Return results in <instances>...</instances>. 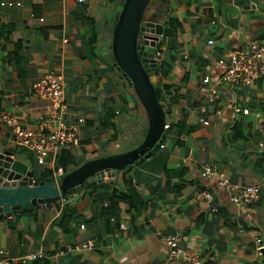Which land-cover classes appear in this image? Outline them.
<instances>
[{"label": "crops", "instance_id": "crops-1", "mask_svg": "<svg viewBox=\"0 0 264 264\" xmlns=\"http://www.w3.org/2000/svg\"><path fill=\"white\" fill-rule=\"evenodd\" d=\"M124 1L0 0V23L13 26L9 42L0 39V151L11 153L15 167L25 166L35 179L44 173L55 179L62 169L58 181L89 160L125 152L144 140L147 111L114 67L112 52L106 54L101 45L110 46L116 7ZM149 12L164 26L155 71L156 90L167 102L163 143L138 163L89 177L75 201L61 197L50 206L0 217V258L39 251L44 257L34 264H186L164 242L178 233L179 246L199 254L204 264H264V247L259 249L264 245V82H219L224 69L219 61L228 51L264 39V0H153ZM50 72L63 75L65 117L78 123L81 142L40 160L17 144L3 114L30 127L46 118L53 105L37 96L33 85ZM208 74L211 82L205 84ZM211 85L219 91L213 103L206 97ZM237 106L251 113H238ZM200 116L210 125L199 123ZM64 149L79 166L61 167ZM210 165L213 172L203 176ZM224 176L259 186V197L232 202L221 184ZM91 184L97 185L93 192ZM129 186L137 197L117 195ZM203 190L212 192L211 202ZM67 203L88 216L72 225L75 235L68 240L55 227ZM102 208L109 210L101 215Z\"/></svg>", "mask_w": 264, "mask_h": 264}, {"label": "water", "instance_id": "water-1", "mask_svg": "<svg viewBox=\"0 0 264 264\" xmlns=\"http://www.w3.org/2000/svg\"><path fill=\"white\" fill-rule=\"evenodd\" d=\"M152 3L153 0H125L118 5L112 42L110 46L106 42L101 44L106 54L112 52L114 67L122 72L147 111L149 127L144 140L125 152L89 160L58 181L35 179L31 170L15 167L11 153L0 151V217L33 210L37 204L50 206L61 197L71 196L75 201L89 177L138 163L163 143L167 118L157 96L154 55L161 46L164 26L151 18Z\"/></svg>", "mask_w": 264, "mask_h": 264}, {"label": "built area", "instance_id": "built-area-1", "mask_svg": "<svg viewBox=\"0 0 264 264\" xmlns=\"http://www.w3.org/2000/svg\"><path fill=\"white\" fill-rule=\"evenodd\" d=\"M78 1L85 2V0ZM14 3L13 1L2 2V4L8 5H13ZM17 4L20 5L21 2H17ZM163 36V34L160 35L161 39ZM161 57L162 50L157 48L154 55L157 63L160 62ZM219 63L224 67L219 77V82L222 84L246 86L260 78L264 82V39L258 43L228 51ZM203 82L209 84L211 76L209 74L206 75ZM33 91L40 98L49 99L53 109L46 118L38 121L32 127L22 125L15 116L5 112L3 120L12 127L17 144L30 150L40 160L47 158L48 154L53 151L77 146L81 142L79 125L75 122H69L65 117L66 104L63 75L55 72L44 74L34 83ZM206 97L210 102H215L219 97L218 88L211 85L207 90ZM236 112L249 114L251 110L247 107L241 108L237 106ZM259 115L260 112L257 113V116ZM198 121L204 126L210 125V121L205 116H200ZM168 127L169 124H166L165 128ZM213 170L214 167L212 165L207 166L202 174L203 176H208ZM60 175H63L62 169L55 173V179L57 180ZM221 184L228 192L229 199L239 204L252 203L261 193L259 186L234 182L226 176L222 178ZM201 195L208 202H211L214 198L212 192L208 190H203ZM62 201L66 202V199L63 198ZM218 210L217 206H213L212 211L216 212ZM179 239L180 235L178 233L164 237V242L170 248L172 256L181 259L186 264H204L199 254L179 246ZM258 241L261 242V239H258ZM263 247L264 245L260 244L259 249ZM42 257H44V254L39 251L18 258L4 256L0 258V264H34L36 260ZM49 264L59 263L50 262Z\"/></svg>", "mask_w": 264, "mask_h": 264}, {"label": "trees", "instance_id": "trees-1", "mask_svg": "<svg viewBox=\"0 0 264 264\" xmlns=\"http://www.w3.org/2000/svg\"><path fill=\"white\" fill-rule=\"evenodd\" d=\"M151 8V7H150ZM158 19V18H157ZM161 18L159 17V20ZM174 21V19H170V24H172ZM177 27V26H176ZM175 28V27H174ZM13 32V26L12 25H8V24H3L0 23V39H4L6 43L9 42L10 40V34ZM6 43L3 44V47L1 49L2 54L6 55L8 53V50L6 49ZM163 71L162 74L164 76L167 75L168 72V68L165 66V64L163 65ZM157 96L159 99V102L161 103V105L163 107H166L167 102L165 101L164 97L162 98L161 96V90L157 89ZM3 105H4V98H3V92H0V110L3 109ZM73 164L74 167H77L80 165V163H78L76 161V159L74 158L73 154L71 153V150L68 149H64L62 151V155L60 158V165L62 168H64L66 171L68 170V167ZM17 167L21 170H25L26 167L20 164H17ZM41 180H52L51 175L50 174H43L42 178H40ZM97 188V185L95 184H91L90 186H88V189H90L92 192ZM90 192V193H92ZM119 197H127L130 200H133L134 197H137L136 192L132 189L131 186H129V189L127 192L125 193H120L117 194ZM100 196H103L100 194ZM109 210L102 208L101 210V215L105 212H107ZM85 217H88L87 215H85V213H79L78 209L74 206H72L70 203H67L64 207H63V211H62V220L59 224H55V227L57 228V230L60 233V237H64L66 240H68V236L75 235V230H76V226H72L74 223L75 224H79L81 221H84V219H86Z\"/></svg>", "mask_w": 264, "mask_h": 264}, {"label": "rangeland", "instance_id": "rangeland-1", "mask_svg": "<svg viewBox=\"0 0 264 264\" xmlns=\"http://www.w3.org/2000/svg\"><path fill=\"white\" fill-rule=\"evenodd\" d=\"M109 1H110L111 3H114L115 0H109ZM114 19H115V17H114Z\"/></svg>", "mask_w": 264, "mask_h": 264}]
</instances>
